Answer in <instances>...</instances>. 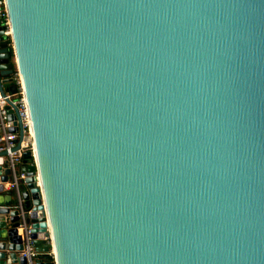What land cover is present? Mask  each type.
<instances>
[{
	"label": "water",
	"instance_id": "water-1",
	"mask_svg": "<svg viewBox=\"0 0 264 264\" xmlns=\"http://www.w3.org/2000/svg\"><path fill=\"white\" fill-rule=\"evenodd\" d=\"M0 10V88L18 73L35 160L17 190L52 258L36 264H264V0ZM5 165L0 264H25Z\"/></svg>",
	"mask_w": 264,
	"mask_h": 264
},
{
	"label": "built area",
	"instance_id": "built-area-1",
	"mask_svg": "<svg viewBox=\"0 0 264 264\" xmlns=\"http://www.w3.org/2000/svg\"><path fill=\"white\" fill-rule=\"evenodd\" d=\"M1 23L5 26L4 35L8 36V21L6 13L0 10ZM13 84L16 87V91L11 93L4 91L0 88V152L6 154V167L12 170V178L8 179L4 184L5 190H15L16 202L13 204L14 208H19V220H18V234L22 241V248L19 253L26 258L25 264H36L40 259V253L36 249L32 238L30 237L29 225L25 224L24 216L25 212L21 207L22 199L17 190V183L20 179H23L24 173H16V168L23 164L22 156L24 151L30 152V160L27 164L34 165L33 144L31 140V129L26 108V102L23 95V88L20 77L17 72L12 74ZM16 109L17 115L20 119V124L23 130L21 138L18 140V132L10 130L12 126V120L8 118L9 110L14 111ZM18 143V147L16 144ZM29 211H27L28 213ZM52 258L46 259L50 260Z\"/></svg>",
	"mask_w": 264,
	"mask_h": 264
},
{
	"label": "trees",
	"instance_id": "trees-1",
	"mask_svg": "<svg viewBox=\"0 0 264 264\" xmlns=\"http://www.w3.org/2000/svg\"><path fill=\"white\" fill-rule=\"evenodd\" d=\"M26 159V161H29L30 160V157H27V156H22V161ZM40 259H43V260H46V259H49L48 257H45L43 255H40Z\"/></svg>",
	"mask_w": 264,
	"mask_h": 264
},
{
	"label": "crops",
	"instance_id": "crops-1",
	"mask_svg": "<svg viewBox=\"0 0 264 264\" xmlns=\"http://www.w3.org/2000/svg\"><path fill=\"white\" fill-rule=\"evenodd\" d=\"M4 186H5V184H4ZM14 195H15V198H16V193H15ZM15 198H14V199H15Z\"/></svg>",
	"mask_w": 264,
	"mask_h": 264
}]
</instances>
